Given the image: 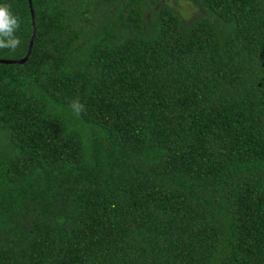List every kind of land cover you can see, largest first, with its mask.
<instances>
[{
	"label": "trees",
	"instance_id": "obj_1",
	"mask_svg": "<svg viewBox=\"0 0 264 264\" xmlns=\"http://www.w3.org/2000/svg\"><path fill=\"white\" fill-rule=\"evenodd\" d=\"M185 1L0 0V264H264V0Z\"/></svg>",
	"mask_w": 264,
	"mask_h": 264
},
{
	"label": "clouds",
	"instance_id": "obj_2",
	"mask_svg": "<svg viewBox=\"0 0 264 264\" xmlns=\"http://www.w3.org/2000/svg\"><path fill=\"white\" fill-rule=\"evenodd\" d=\"M20 28V19L10 11V6L0 5V49L15 50L20 40L15 33ZM73 114L77 117L84 111V105L74 101L70 105Z\"/></svg>",
	"mask_w": 264,
	"mask_h": 264
},
{
	"label": "rangeland",
	"instance_id": "obj_3",
	"mask_svg": "<svg viewBox=\"0 0 264 264\" xmlns=\"http://www.w3.org/2000/svg\"><path fill=\"white\" fill-rule=\"evenodd\" d=\"M166 3H170L175 11L183 17V19L186 22L192 21V18H194L197 14H199L200 10L195 7L192 3L185 1V0H164ZM105 14V11L102 13V15L93 17L94 19H91L88 24H90V33H94V29L97 22L103 21L102 16Z\"/></svg>",
	"mask_w": 264,
	"mask_h": 264
},
{
	"label": "water",
	"instance_id": "obj_4",
	"mask_svg": "<svg viewBox=\"0 0 264 264\" xmlns=\"http://www.w3.org/2000/svg\"><path fill=\"white\" fill-rule=\"evenodd\" d=\"M30 6H31V2H30ZM32 19H33L34 31H33V36L31 38L28 53H27L26 57H24L23 59H20V60H9V61L8 60H0V63H25L28 60V58L32 52V48H33V44H34V40H35V35H36L35 19H34L33 11H32Z\"/></svg>",
	"mask_w": 264,
	"mask_h": 264
}]
</instances>
